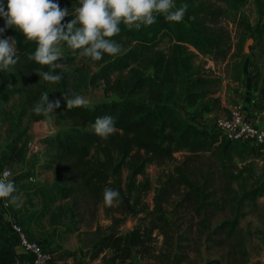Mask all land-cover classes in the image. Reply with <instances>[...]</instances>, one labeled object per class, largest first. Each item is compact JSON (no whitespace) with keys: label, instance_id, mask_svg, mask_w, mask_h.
Wrapping results in <instances>:
<instances>
[{"label":"trees","instance_id":"1","mask_svg":"<svg viewBox=\"0 0 264 264\" xmlns=\"http://www.w3.org/2000/svg\"><path fill=\"white\" fill-rule=\"evenodd\" d=\"M211 1L214 0H176V6L187 5L181 21H170L157 14L153 23L141 24L139 28L121 24V31L111 37L122 45L121 52L115 56L105 54L100 60L88 58L95 66L89 83L99 87L98 101L73 106H67V100L60 101L56 107L58 115L69 121V128L58 130L43 141L50 164L58 166V179L77 182L97 195L103 194H100L102 184L111 174L118 173L123 164L129 169V176L134 177L143 173L148 162H163L175 152L183 151L168 179V189H174L179 196L173 204L174 211L189 212L207 249L220 253L227 264L233 263L236 256L237 264H253L244 261L248 253L241 221L249 214V207L255 206L257 198L264 195V167L262 180L249 183L248 175L234 159L249 156L248 145L210 132L196 121L188 122L178 108L185 104L197 110L201 100L208 102L204 98L212 81L195 72L194 50L220 60L228 55V31L217 22L224 10L209 4ZM221 1L224 9L235 11L247 0ZM77 2L60 0V6L67 7L69 12L64 21L72 19ZM253 2L256 13L264 16V0ZM3 24L0 17V26ZM3 35L16 37L17 61L0 70L1 78L21 80V70L39 73L51 70L61 74V80L54 83L63 87L66 74L61 66L72 61L78 50L65 42L58 67L49 69L32 58L35 41L13 27L6 28ZM163 36L169 41L167 52L157 47ZM21 89L0 85V95L18 93ZM110 94L116 97L110 98ZM104 114L116 117V131L107 138L97 135L91 127L95 118ZM259 148L264 152V145ZM2 159L14 160L5 154L0 156L1 163ZM56 187L62 196L74 189ZM161 219L168 230L175 224V217L161 216ZM136 237L109 234L97 242L100 248L111 249L108 264H137L131 259V248L141 244ZM204 264L216 263L208 260Z\"/></svg>","mask_w":264,"mask_h":264},{"label":"rangeland","instance_id":"2","mask_svg":"<svg viewBox=\"0 0 264 264\" xmlns=\"http://www.w3.org/2000/svg\"><path fill=\"white\" fill-rule=\"evenodd\" d=\"M209 4L224 10L217 18V22L227 29L229 46L226 56L229 60L225 66H222V63L226 58L220 60L211 56L214 67L212 69L207 67L206 59L200 60L197 56L193 58L195 72L203 74L212 81L206 88L210 92L204 98L207 100L211 98L212 103L209 102L208 106L204 107L209 108L211 105L213 108L219 102L217 93L223 87L222 82H225L226 87L229 86L228 79H233L240 74L244 58L250 57L254 61L264 62V16L256 13L253 0H247L241 9L235 11L224 9L225 5L221 0H214ZM248 38H251L252 42L248 46V51L244 52V44ZM168 46L169 41L163 36L157 47L167 52ZM58 47L61 52L64 51L65 42H61ZM61 69L66 74L61 88L54 82L44 80L36 71L21 70V80L0 77V85L22 88L18 93L0 95V156L5 154L14 158L11 162L2 159L1 163L0 160V166H8L11 171L22 168L27 151L32 144L43 143L46 136L69 128V121L58 115L60 111L57 108L47 115L37 114L32 110L45 92H48L49 100L66 101L79 95L85 99L94 100L93 103L98 101L96 97L101 96L98 95L101 92L98 91V86L89 83L95 66L88 57L78 54L72 61L63 64ZM260 86L264 91V81ZM109 97L116 96L110 94ZM257 101L258 106H254L257 117L251 118V114L248 113L247 118L252 122L257 121L258 125L264 127V92L263 94L257 92ZM233 103L236 102L231 101L227 107ZM197 110L202 111V106L200 105ZM181 112L186 114L185 110ZM20 152L21 154L18 155ZM38 153L43 160L40 165L47 166L48 172L52 170L53 181L47 184V188L43 187V191H38L39 196H35L40 200L43 210L50 209L49 217L52 220L55 221L58 218V222L63 223L70 231L76 228L83 230L87 245L82 253L84 252L85 257L88 256L89 264H108L107 259L112 253L111 249L100 248L97 241L109 234L137 236L141 244L131 248V259L137 264H204L208 260H213L216 264H227L220 253L207 249V243L197 235L191 214L185 209L181 212H175L173 209V204L179 196L174 189H168V179L173 166L181 161L183 151L175 152L170 159L163 162H148L143 173L134 177L129 176V169L123 164L119 172L111 174L101 186L100 194L105 187H113L120 191V204L114 206L104 204L103 194L89 192L77 182L58 179V166L54 163L50 164L46 156L47 148H42V151ZM234 159L238 168L248 175L249 183H259L262 180L264 152H258L243 159L238 157ZM56 186L58 188L73 186L74 189L68 195L62 196ZM43 192L50 200L47 205ZM249 210V214L241 221L245 229L244 244L248 253L247 260L244 261L264 264V195L258 197L256 205L249 207ZM161 216L168 219L175 217V224L170 230L161 224ZM236 258L237 256L230 264H237ZM82 262L86 264L87 261L83 259Z\"/></svg>","mask_w":264,"mask_h":264},{"label":"clouds","instance_id":"3","mask_svg":"<svg viewBox=\"0 0 264 264\" xmlns=\"http://www.w3.org/2000/svg\"><path fill=\"white\" fill-rule=\"evenodd\" d=\"M187 5L176 6V0H79L72 19L64 21L69 15L67 7H61L59 0H0V17L4 24L0 34L6 28L13 27L28 40L35 41L32 58L49 69H56L62 56L61 42L78 54L91 60H100L105 54L115 56L121 52L122 45L114 37L121 31V24L128 28L149 25L157 14L164 15L170 21H181ZM63 21V22H62ZM17 61V39L15 36L0 35V70L8 69ZM43 79L58 82L62 76L51 70L41 71ZM85 103L82 96H74L66 101L67 106ZM60 101L49 100L45 92L33 106L37 114L53 113ZM116 117L112 114L98 116L93 121L92 130L102 138L116 131ZM14 179L5 173L0 176V198L9 197L19 206ZM120 191L113 187L103 190V202L106 206L118 205Z\"/></svg>","mask_w":264,"mask_h":264},{"label":"crops","instance_id":"4","mask_svg":"<svg viewBox=\"0 0 264 264\" xmlns=\"http://www.w3.org/2000/svg\"><path fill=\"white\" fill-rule=\"evenodd\" d=\"M194 52L195 56L204 60L202 54H198L195 50ZM228 60L226 58L222 66H225ZM263 76L264 62L254 61L250 57L244 58L240 74L228 79V87L225 86L224 81L222 82L223 87L217 93L219 102L213 108L211 105L206 108L209 102L212 103L211 98L206 99L208 101L206 103L201 100L200 105L203 110L196 112L208 121L224 111L231 101H235L243 104V113L246 117L248 113L251 114V118L257 117L254 106H258L257 92L263 93L260 86L264 81ZM44 147H46L44 142L32 144L27 151L24 166L20 169L15 168L11 171L8 166L0 168V176L4 169L10 170L9 178L14 179L16 187V192L12 195L19 198V206L9 197L0 198V264H33L34 254L20 244L18 234L12 229L13 223L19 224L30 238L40 241L51 252L52 260L49 264H85L82 262L83 259L89 264L88 256L85 257L84 252L82 253L87 245L83 230L76 228L70 231L63 223L58 222V218L52 220L49 217L50 209L43 210L40 200L35 196H39L38 191H43V187L47 188V184L53 181L52 170L48 172L47 166L40 165L43 160L38 152ZM35 162L37 164H34ZM43 193L47 205L50 200L45 192Z\"/></svg>","mask_w":264,"mask_h":264},{"label":"built area","instance_id":"5","mask_svg":"<svg viewBox=\"0 0 264 264\" xmlns=\"http://www.w3.org/2000/svg\"><path fill=\"white\" fill-rule=\"evenodd\" d=\"M202 55L208 62L207 67L210 69L214 68L211 56L207 54ZM178 108L181 114V111L185 110L186 114L182 115L188 122L196 121L200 126L206 127L210 132L223 135L248 145L251 149L250 155L263 151V149L259 148V145H264V127L252 122L245 116L241 102L229 105L224 111L208 121H205L201 117V114L194 110V107L181 104ZM5 173H7L8 176L11 174L8 169L2 171V176ZM12 229L18 234L20 244L23 245L25 249L33 252V264L50 263L52 254L40 241L30 238L27 232L17 223L12 224Z\"/></svg>","mask_w":264,"mask_h":264},{"label":"water","instance_id":"6","mask_svg":"<svg viewBox=\"0 0 264 264\" xmlns=\"http://www.w3.org/2000/svg\"><path fill=\"white\" fill-rule=\"evenodd\" d=\"M252 42V39L251 38H248L247 40H246V42H245V44H244V48H243V50H244V52H246V51H248V46H249V44ZM85 99V98H84ZM94 102V100H92V99H85V103H83L82 105H88V104H90V103H93Z\"/></svg>","mask_w":264,"mask_h":264}]
</instances>
